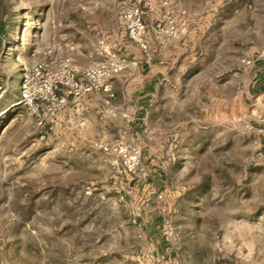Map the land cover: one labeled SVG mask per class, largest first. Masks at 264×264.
Returning a JSON list of instances; mask_svg holds the SVG:
<instances>
[{"label":"rangeland","instance_id":"rangeland-1","mask_svg":"<svg viewBox=\"0 0 264 264\" xmlns=\"http://www.w3.org/2000/svg\"><path fill=\"white\" fill-rule=\"evenodd\" d=\"M132 2L150 27L187 10L197 59L147 121L40 127L20 102L22 64L136 60ZM262 49L264 0H0V264H264V110L242 97L264 62L242 59ZM116 143L138 145L147 174L103 148Z\"/></svg>","mask_w":264,"mask_h":264},{"label":"built area","instance_id":"built-area-1","mask_svg":"<svg viewBox=\"0 0 264 264\" xmlns=\"http://www.w3.org/2000/svg\"><path fill=\"white\" fill-rule=\"evenodd\" d=\"M165 5H168V2H165ZM146 15L144 6L132 2L126 6L122 16L129 37L139 44L145 54H148L152 47L150 32L162 46L167 45L170 39L181 40L189 34V14L185 9L179 10L178 13L171 9L166 10L151 27L147 23ZM258 59L264 61V49L258 52L256 58H243L242 63L253 66ZM136 65L137 60L109 51L105 60L89 66L79 64L71 55H51L31 63H23L20 102L29 108L40 127H45L56 119L61 111L70 106L73 99L80 100L90 94H106L105 103L111 106L112 100L116 98L112 78ZM123 117L128 122L135 120L131 111L124 112ZM103 148L121 154L130 173L147 174L138 145L116 143L105 145ZM165 229L166 235L173 234L167 226Z\"/></svg>","mask_w":264,"mask_h":264},{"label":"crops","instance_id":"crops-1","mask_svg":"<svg viewBox=\"0 0 264 264\" xmlns=\"http://www.w3.org/2000/svg\"><path fill=\"white\" fill-rule=\"evenodd\" d=\"M194 33L190 31L181 40L170 39L167 45L160 48L153 42L148 54L138 50L132 57L138 61V65L112 78L116 98L112 100L111 106L105 103L106 94H90L80 100L73 99L70 106L52 121L53 128L69 130L86 124L94 116L105 121H126L123 113L130 111L135 115V121L149 120L150 110L158 100L161 89L172 83L176 66L197 59L198 35ZM238 82L236 80V84ZM242 97L244 105L251 99L258 108L264 110V62H260L250 76L248 90L243 91ZM136 128L137 124L133 123L132 129L135 131Z\"/></svg>","mask_w":264,"mask_h":264}]
</instances>
